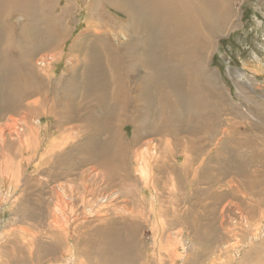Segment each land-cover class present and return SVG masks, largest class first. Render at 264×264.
Listing matches in <instances>:
<instances>
[{"label": "bare ground", "instance_id": "1", "mask_svg": "<svg viewBox=\"0 0 264 264\" xmlns=\"http://www.w3.org/2000/svg\"><path fill=\"white\" fill-rule=\"evenodd\" d=\"M50 1L0 0V115L21 110L17 111L19 117H10L0 126V199L19 189L8 206L12 210L27 189L28 204L40 206V214L34 215L27 205V216H38L47 229L43 233H48L47 238L52 239V244L45 249L57 254L60 262L56 264H75L70 244L62 245L64 240L73 237L74 228L70 230L68 223L77 227L83 226L89 218L99 222L106 220V225L98 230L106 248H128V239L134 237L138 227L140 211L138 206L133 211L125 196L137 197L135 201L140 206L146 191L161 196L167 189L171 209L176 184L165 183L169 175L184 176L191 188L198 171H204L209 154L214 150L216 154L225 152L221 150L225 139L231 150L237 151L231 143L234 130L230 132L222 125L223 109H219L220 90L216 79L204 65L209 44L234 23L236 15L230 10L236 0H84L88 20L92 12L96 17L93 29L86 30L90 31L91 40L75 53L73 45L83 34L75 39L67 54L66 67L58 76L53 68L62 55L63 40L60 41L59 36L63 34L64 18L50 13L47 7ZM77 3L78 0H73V8L76 9ZM106 9L125 19L103 14ZM15 14L25 16L16 31L9 22V17ZM100 14L108 18L103 17L102 24ZM30 25L31 36L28 35ZM103 28V36L109 33L111 43L107 36L102 37ZM123 37H127L126 41L116 45ZM93 39L94 42L102 40L92 46ZM42 48L45 50L38 52ZM65 69L67 74H64ZM207 87L213 91L211 96L206 92ZM42 118L46 121L40 134ZM128 124L133 128L128 140L134 146L132 173L128 172L124 161V146L128 142L120 133ZM178 126L190 137L178 134L175 131ZM52 128L56 133L49 140ZM199 132L205 133L201 146L200 141L194 145L191 137L202 134ZM160 135H165L164 140L156 137ZM8 139L16 141L14 145L20 156L29 152L26 166L23 167L22 158L14 162L4 155ZM219 161L218 164L227 167L231 164L229 168L236 166V161L226 162L225 157ZM27 165L33 166V174L24 178ZM225 170L228 171L226 167ZM227 184L235 192L239 191L234 178L228 179ZM118 192L124 196L121 201L117 200ZM78 194L82 204L89 201V208L84 207L88 211L81 209L80 214L68 215L70 211L66 210H72ZM115 208L132 221L104 219ZM216 211L221 233L211 246L214 255L209 258L210 262L254 264L251 251L255 252L256 243L264 236V218L257 217L250 223L237 201L217 204L213 212ZM230 211L234 212V218L228 215ZM165 213L159 214L160 225L152 228L151 245H156L158 231L163 234L158 240V249L150 245L147 253L140 254L142 251L134 244L132 251L119 254V264L124 259L123 264H149L148 258L155 255L161 264L164 258L172 260L171 264L179 260L180 264H187L192 260L199 252L198 247L179 237L180 230L170 233L165 229ZM238 228L245 230L243 241L233 237ZM17 231L20 236H31L28 239L31 246L24 259L34 257L37 233L23 227ZM220 253L225 255V260Z\"/></svg>", "mask_w": 264, "mask_h": 264}, {"label": "rangeland", "instance_id": "2", "mask_svg": "<svg viewBox=\"0 0 264 264\" xmlns=\"http://www.w3.org/2000/svg\"><path fill=\"white\" fill-rule=\"evenodd\" d=\"M83 1L84 0H78L76 9L73 8V0H51L47 5V7L50 8V13L52 15L61 14L62 18H64V21L61 24V27H63V34L59 36L60 41L63 40L61 41L63 43L62 55L60 62L54 65L53 69L55 76H58L66 67L68 60L67 54L69 53L70 47L75 39L83 34L79 36L77 42L73 45L72 50L75 53L79 52L83 47V44L91 40L90 31L94 27L93 22H96V17L94 15L95 12H92V18H89L88 20L86 15H89V13H86V9L83 8ZM231 8V14L236 15L234 23H230L227 29L222 33H219L211 42L212 44H209L208 55L206 58L207 61L204 65H206L207 70L213 72V76L216 79L217 86L220 90L219 109H223L221 110L222 125H226L230 129V132L234 130L233 135L235 138L233 137L231 139L232 141H230L237 151L231 150V147L228 145L229 142L226 143L227 139L224 140L223 147L221 148L222 152H225L216 154L214 153L215 150L212 148L214 151L209 154L207 160L208 163L205 164L204 171L201 173L200 170L198 171L196 175L197 177H194L193 181H191V188L186 184L184 176L177 175L174 177V175H169L165 183L167 182L170 185L176 184L173 187L176 192V197L172 205L174 210L173 208H169L170 203L169 196L166 193L168 191L167 189L161 196L146 191L144 196L141 197L142 201L140 202V206L135 201L137 197L131 195L125 196L129 202L128 206H131L133 211H136L138 206V211H140V218H137V220L139 219L137 222L138 227L135 230L134 237H132L131 240L128 239V248H106L105 244L100 239V234H98V230L106 225V220H101V222H99V220L95 219V222V220H93L94 218L91 217L93 221L89 218L83 226H77L80 229L76 226L74 227L72 222L68 223L70 230L74 228V231L71 230V232H73V237H69L66 241L64 240L62 245L64 246L66 244L67 246L70 244L73 249L72 255L75 257V262L77 264H111V261H113L114 264H119L121 262L120 256L122 253L125 250H127V253L132 251L134 244L136 247H139V251H142L140 254L147 253L151 246H155V250H157L159 247L158 243L160 242L158 240L163 234L162 231H158V233H161L159 235L157 233V243H155L156 245H151L152 236L154 235L152 228H154L155 224L158 226L160 225L158 224L160 217L159 214H162V211L166 212L165 217L167 225L165 226V229H168L170 233L177 229L180 230V232L177 233L179 237L183 240L188 239V244L195 243L198 247L199 252L195 254L192 260L187 261V264L188 262L194 264H208L205 263L206 261L212 264L210 259H212V256L214 255V248L211 246L215 243L217 237L221 233L218 213L217 211L216 213L213 212L215 211L217 204L221 206L223 203L229 201H237L240 205V209L243 210V212L245 211L250 223L255 222L257 217L264 218V0H236L233 2ZM103 11H105L103 14L109 15L108 13H111L112 15H115V18L125 19L121 14L116 15L111 10L109 12L107 9ZM100 15L102 16V14ZM103 17L106 20L108 19L107 16L103 15L101 17V24ZM24 19L25 16L21 14H15L14 16L9 17V22L12 24L14 31L18 29ZM88 23L90 24L88 25ZM40 27L39 24V28ZM87 29H90V31L88 30L86 32ZM28 31V35L31 36V25ZM103 32L104 28L102 29V37L105 38V36H107V40L111 43L112 39L110 34L104 33L105 36H103ZM37 34L39 37L40 33ZM36 39L39 40V38ZM126 39L127 37H123L122 39L119 38L116 45L126 41ZM101 40L102 39H96V42H94L93 39L92 46L93 44L95 46H97V44L99 45ZM43 50L45 49L42 48L38 52ZM79 54H81V52ZM81 57L83 56L81 55ZM78 71L79 73L82 72L80 67L78 68ZM64 74H67L66 69L64 70ZM206 92L209 96L213 94V91L208 87ZM17 111L21 112V110H16V113L5 112L1 114L0 122L2 123H0V126L7 123L10 117H19L20 114L18 115ZM3 120H5V122ZM45 121L46 119L42 118L39 124L41 125L39 128L40 134L43 133ZM182 128L184 127L182 126ZM51 130L52 133L50 131L48 137L49 140H51L56 133L53 128ZM120 130V133L124 135L128 142L127 145L125 144L126 146H124V157L126 159H124L126 164L125 167L128 172L132 173V170L135 167L132 156L134 146L128 140L133 135V128L132 125L128 124ZM175 131H177L178 134L181 133L180 135H187L185 132L182 133L180 126H178ZM178 134L173 133L175 137H178ZM198 134L200 135H191V137L193 136L192 143L197 145L200 141L199 146H201L205 133L199 132ZM173 135H170L171 138H167L173 139ZM156 137L162 140L165 138V135ZM196 139L198 141H196ZM14 141L15 140L11 139L6 141L5 145H7L8 148L5 150V146L3 150L4 155H6L9 160L12 158L10 161L14 162L22 158L25 161L23 162L24 167L26 166L29 152L25 151L26 153H23V156H20V153H17L19 150L15 146L16 141L15 143ZM209 148L210 146L207 149L209 150ZM216 156L218 157V160L214 159ZM223 157L226 158V162L236 161L235 168H229L232 167L231 164L229 167L221 163L218 164V162H220L219 160L223 159ZM225 167L228 169L227 172ZM32 169L33 166L31 165H27V167L24 168V178L32 172ZM31 174H33V172ZM191 175L192 174H190V176ZM230 178H234L238 183L239 191L235 192L234 189L228 186L227 180ZM18 191L19 189H16V191L8 194L5 199H0V264H6L7 262L14 263V261H16V264H56L57 262H60L57 258V254L54 255L55 252L50 250L47 251L45 249L47 245L52 244V239L50 240L47 238L48 233H43L47 230L46 227L41 225L44 222L38 216L31 218L27 216L28 207L26 206L29 205L26 201L28 198L27 189L24 191V195L21 198L22 200L20 199L21 201L19 200L20 202H17V204L12 207V210L9 209L8 206L13 198L17 196ZM106 191L107 190H104V192ZM99 193L103 192L100 191ZM117 194V200L121 201L124 196L119 192ZM77 198H80L79 194ZM77 198L71 206L72 210L67 208L66 211H70V214L68 215L80 214L85 206L87 207L90 205L88 200L82 204L80 199L78 200ZM76 203L77 205H81V208H79V206L77 207ZM32 204L29 205V210L32 214L39 215L40 212H38V210L40 206ZM120 205L122 206L123 202L122 204L120 202ZM161 209L162 211L160 212ZM114 210L115 211L110 214H101H106L104 219L132 221L128 216H123V213L119 209L115 208ZM84 211L87 212L88 210L84 209ZM233 211H230L228 215L234 218V215L232 214L234 213ZM143 216L146 218H143ZM147 218L150 221H148ZM262 223H264V219ZM20 227L37 233V238L33 245V247H35L33 252L34 257L32 258L24 259L26 258L29 245L31 246V244L28 243V239L30 240L31 236L29 234L20 236L17 231V228ZM237 230L238 235L236 234L233 237H236L239 241L245 240L246 235L244 228H238ZM261 237L262 236H260V238ZM260 240L261 241L258 242L259 244L256 243V247L259 249L255 247V252L253 250V252L251 251V256H254L251 257L252 263L254 262V264H264V236ZM120 253L121 255H119ZM228 255L230 254L228 253ZM219 256L225 260V255L223 253H220ZM154 258L156 259L154 260ZM216 258L219 257L216 256L215 260H217ZM148 259L147 260L150 261L149 264H161L159 263L157 255L152 258L149 257ZM20 260L24 262H21ZM163 261L162 264H171L172 260L164 258ZM124 262H126L125 259L122 264ZM180 263L181 260L176 264Z\"/></svg>", "mask_w": 264, "mask_h": 264}]
</instances>
